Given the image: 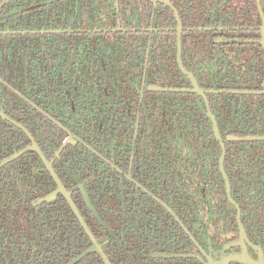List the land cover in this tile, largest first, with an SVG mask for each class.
Wrapping results in <instances>:
<instances>
[{
  "label": "flooded vegetation",
  "instance_id": "1",
  "mask_svg": "<svg viewBox=\"0 0 264 264\" xmlns=\"http://www.w3.org/2000/svg\"><path fill=\"white\" fill-rule=\"evenodd\" d=\"M0 164V264L259 259L264 0H0Z\"/></svg>",
  "mask_w": 264,
  "mask_h": 264
},
{
  "label": "water",
  "instance_id": "2",
  "mask_svg": "<svg viewBox=\"0 0 264 264\" xmlns=\"http://www.w3.org/2000/svg\"><path fill=\"white\" fill-rule=\"evenodd\" d=\"M260 1V0H259ZM215 121V120H214ZM215 132H216V135L219 139H221V136H220V133H219V129H218V126L217 124L215 123ZM230 139H233V140H251V139H260L262 137H236V136H230L229 137ZM18 154H15L13 157L5 160L2 164L6 163L7 161L13 159L14 157H16ZM222 162H223V158H222ZM0 164V166L2 165ZM49 165V168L52 170V167H51V164L48 163ZM222 170L224 171V167H223V164H222ZM229 187V186H228ZM240 227H241V237H242V240L243 241V238L246 237V234H245V230H244V227H243V224L241 223V220H240ZM87 228V226H86ZM90 235L93 237L92 233L89 232ZM94 242L96 243V240L94 239ZM94 250H98L100 252L101 249H100V246L98 244L95 245V248ZM260 258L259 259H254L249 253L248 251L246 250L245 252L241 253V254H232V255H229L227 256L225 259L221 260V261H218V262H210L208 264H229L230 262H233V261H237V262H241V263H244V264H264V255H263V252L262 250L260 249Z\"/></svg>",
  "mask_w": 264,
  "mask_h": 264
}]
</instances>
